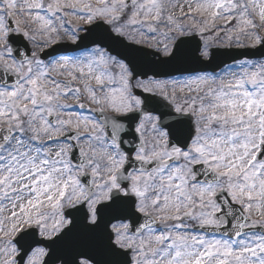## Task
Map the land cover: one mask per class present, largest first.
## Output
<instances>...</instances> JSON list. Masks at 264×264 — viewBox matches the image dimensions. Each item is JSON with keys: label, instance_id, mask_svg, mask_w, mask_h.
Here are the masks:
<instances>
[{"label": "snow or ice", "instance_id": "1", "mask_svg": "<svg viewBox=\"0 0 264 264\" xmlns=\"http://www.w3.org/2000/svg\"><path fill=\"white\" fill-rule=\"evenodd\" d=\"M0 264H264V0H0Z\"/></svg>", "mask_w": 264, "mask_h": 264}, {"label": "water", "instance_id": "2", "mask_svg": "<svg viewBox=\"0 0 264 264\" xmlns=\"http://www.w3.org/2000/svg\"><path fill=\"white\" fill-rule=\"evenodd\" d=\"M221 51H225V50H221ZM251 58H258V56L257 57H251Z\"/></svg>", "mask_w": 264, "mask_h": 264}]
</instances>
